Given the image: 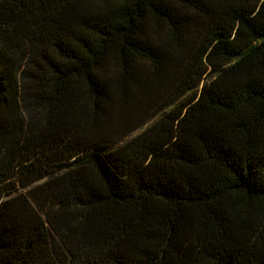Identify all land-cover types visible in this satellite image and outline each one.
Wrapping results in <instances>:
<instances>
[{"label": "trees", "instance_id": "trees-1", "mask_svg": "<svg viewBox=\"0 0 264 264\" xmlns=\"http://www.w3.org/2000/svg\"><path fill=\"white\" fill-rule=\"evenodd\" d=\"M0 264H264V0H0Z\"/></svg>", "mask_w": 264, "mask_h": 264}, {"label": "rangeland", "instance_id": "rangeland-1", "mask_svg": "<svg viewBox=\"0 0 264 264\" xmlns=\"http://www.w3.org/2000/svg\"><path fill=\"white\" fill-rule=\"evenodd\" d=\"M139 131L135 132L133 135L137 134Z\"/></svg>", "mask_w": 264, "mask_h": 264}]
</instances>
